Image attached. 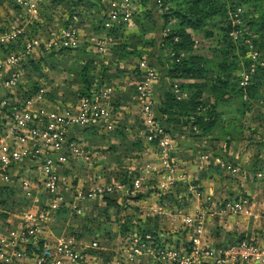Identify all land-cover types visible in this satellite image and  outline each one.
<instances>
[{
    "label": "crops",
    "instance_id": "obj_1",
    "mask_svg": "<svg viewBox=\"0 0 264 264\" xmlns=\"http://www.w3.org/2000/svg\"><path fill=\"white\" fill-rule=\"evenodd\" d=\"M110 1L113 5L110 9L117 6L114 4L115 1ZM121 1L116 0V3L121 5ZM100 3L104 5L103 0H100ZM100 9L93 6L87 12L93 18L91 23L93 29L98 18L102 19L100 23L102 28L94 29L90 43L89 39L80 41L81 32L86 30L80 25L84 26L87 13L85 16L80 11H76L79 15L72 12L68 19V11L64 10L63 22L60 19V25L54 23L55 26L53 24L48 28L55 36L60 29L72 33V39L66 40L68 45L60 49H50L56 51L52 56L54 69L58 64H65L63 69L59 68V73L64 74L63 83L66 86L63 90L56 85L50 86L55 98L47 103L41 102V98L31 104V110L33 113L36 111L32 117L38 119L46 111H54L60 107L62 105L60 99L58 100L60 94L64 93V99L68 97V100L70 92L79 86L75 81L80 65L87 58H91L92 65L96 64L93 55L98 56L102 49H109L108 58L112 59L103 61L105 62L103 73L98 75L102 85L93 91V97L95 99L99 94L106 93V99L103 101L110 108L113 124L94 128L73 125L69 128L66 134L67 146L63 154L65 159L59 162L56 170L59 181L55 193L49 192L44 187L41 162L28 157L11 161L4 172L7 181H0V264H6L1 261V255H9L10 250L17 256L26 257L23 264H35L36 258L42 255L44 246L52 249L58 241L64 240L74 244L76 250L82 254V260H86L84 264H90L91 260L102 264L101 257L105 252H102L103 249H96L97 239L107 240V237L115 236L112 238L114 240L116 237H128L127 235L132 233L137 235V229L146 227L155 228L159 235L158 239L164 247L188 254L194 249L200 256H203V251L206 249L217 254L238 238H248L257 246L264 247V152L261 147L264 143L252 140L247 142L242 138L238 141H234L235 139L231 137L222 138L216 135V128L210 135L212 140L208 137L179 136L171 140L172 146L168 143L171 147L168 157L174 165L170 174L168 169L161 165V153L152 150L149 141L145 140L137 114V103L131 89L135 76L130 74L132 70H134L133 75L137 74L142 63L147 61L146 54L140 57L131 54L121 56L117 45L121 39L110 38L111 35L107 32L112 24L120 23L119 21L125 24L124 33L138 31L137 24L132 19L136 15L140 25L145 27L144 39L156 36L149 23L142 18V12L148 7L144 8L137 3L134 9H129L128 20L123 21L118 13L113 23L112 20L106 23L107 12ZM152 13L156 18V12ZM109 42L113 45L107 47ZM131 43L132 40H127V48L133 47ZM83 44L85 52H77L74 49ZM93 49H96V53ZM61 50L63 51L60 52ZM0 54L3 55L1 51ZM127 60L133 65L131 73L125 71L128 67L123 69L121 65ZM99 68L96 66L89 71L96 74ZM14 74L15 67L0 76V102L10 99L9 105L3 107L7 111H12L13 108L19 109L26 104V101L17 104L14 99L21 86L18 76L14 79L13 85L5 84V81L11 79ZM35 75L40 81L45 78L44 74L39 76L35 73ZM116 80L119 83L104 88L106 82ZM70 83L71 85L74 83V87ZM160 84L158 79L152 86V93L156 99L161 95ZM15 86L16 90H14ZM51 90L39 86L30 98L39 91L43 97L45 92L49 93ZM67 100L65 104L69 103ZM110 102L119 104L114 108ZM217 150L221 156L213 154L212 151ZM155 153L160 163L157 162ZM77 165L83 166L84 169L81 172L74 171ZM106 174L109 176L108 181H105L107 183L101 181ZM260 174L263 178L259 176ZM82 176L85 177L84 181L80 178ZM122 177L126 182L121 180ZM99 186H109L110 190L88 197L91 191ZM104 197L113 199L117 207L107 206ZM240 197L249 201L248 214H243L242 211L234 213L226 208L228 201H236ZM6 206L14 210L9 211ZM51 206L57 207L52 210ZM75 207L80 217L85 216L81 221L80 229V234L85 235L84 240L81 238L75 241L74 238L66 236L65 238L61 231L64 229L73 231V227H69L66 221ZM59 214H62V219ZM188 216H192L191 223L185 221ZM126 220H129L127 224L129 227L123 230L122 224ZM32 223L36 224L37 230L31 235L24 234L26 227ZM113 224L116 229L112 228L110 233L107 229L111 230L110 225ZM196 228L199 229L198 232ZM92 235L94 236L91 237ZM10 243L12 248H9ZM147 254L149 252L142 255L133 254V258H130L127 264H159L157 261H151V256ZM9 258L13 259L12 256ZM152 259L156 260L153 257ZM119 264L126 263L123 261ZM196 264H214V261L210 257H203ZM226 264H264V257Z\"/></svg>",
    "mask_w": 264,
    "mask_h": 264
},
{
    "label": "trees",
    "instance_id": "obj_2",
    "mask_svg": "<svg viewBox=\"0 0 264 264\" xmlns=\"http://www.w3.org/2000/svg\"><path fill=\"white\" fill-rule=\"evenodd\" d=\"M63 1L65 0H50L52 4ZM241 1L240 3L238 0H230L229 4L233 2L234 5H240L242 3L246 5L247 15L245 14L244 24L249 31L257 35V39H260L259 42L258 40H252V43L264 45V0ZM66 2L73 3V5L86 4L91 7L100 6L98 5L100 0H87L84 2L83 0H67ZM138 3L144 8L148 7L147 10L142 12V18L149 23L150 27L155 31L156 36L144 39L145 27L144 25H140L136 15L132 19L137 24L138 31L124 33V22L119 21L120 23L112 24L107 32L113 38L121 39L120 43L117 44L120 55L131 54L140 57L142 54H146L147 61L145 60V63L157 72V80L160 79L161 82L160 89H162V82L165 78L170 81H178V86L175 87L176 90L180 89L181 91L186 90L189 92L187 97H178L172 91L171 86H169L167 90H160L161 95L157 99L153 96L154 122L158 128L170 135L172 139H177L181 135H188L191 138L208 137L209 140H212L213 138L210 135L215 128L218 132L229 130L232 126L227 124V120L221 118L222 112L217 111L216 103L208 104L207 102H203L202 94L207 92L214 95V101L224 97L230 99L237 96L242 108L235 111L242 114V109L247 105L245 103L246 101H242L243 95L247 94L250 98H256L259 82L264 84V66L257 65L250 74L249 80L245 82V86L238 85L235 76L238 70V61L234 53L237 42L233 41L229 33L231 29L230 22L227 21V23L224 20L226 19L223 8L224 3L220 0H138ZM14 7L18 8L16 5ZM100 8L102 7L100 6ZM153 11L156 12V18L153 16ZM67 14L68 17H66L69 19L72 11H68ZM76 14L79 15L77 12ZM49 20L51 21L52 19ZM101 20L98 18L96 23H94L93 27L95 30L102 28L100 26V23H102ZM215 26H217L220 32L215 40L211 39L210 42H206V52H191L190 47L193 37L187 29L194 32L200 31L203 33L202 36L205 39H209L214 36L213 29ZM35 28L33 22H31L27 26L28 30L26 31L25 37H31L29 34L34 35ZM165 28L168 30L164 34L163 30ZM22 39L21 37L15 41L14 44H16L15 46L17 48L21 47ZM127 40H132L131 45L133 47L131 46V49L126 46ZM137 45L138 47H136ZM14 48V45L9 43L2 50L4 53H7ZM83 48L84 44L74 49L77 52L83 53L85 52ZM44 52L46 53L36 59L31 57L32 54L28 55L21 65L23 64L24 66L26 64L25 66L27 67L31 66L32 69L34 68L35 73L43 75L41 69L46 64L50 63L52 68L55 67L52 56L56 51L48 50ZM163 52H166L165 55L167 58L162 60ZM90 59L87 58L78 68L76 75L79 86L70 92L68 100V97L61 100L62 105L65 104V100L69 103H75L81 97L91 98L93 91L102 85L98 75H102L104 68L101 67L98 73L93 74L89 71L93 68ZM211 70L214 71L213 76L209 74ZM141 73V69L137 70L134 80L140 79ZM131 87L133 94H135L134 85ZM37 89V86L34 87L27 95L30 96ZM118 104L117 102H110V105L114 108ZM138 118H140L139 115ZM232 119H236V117H232ZM212 152L213 154L221 156L218 150ZM121 180L126 182L124 177ZM104 200L107 206L117 207L113 199L104 197ZM77 217L81 221L85 219V216H82L83 218L80 216ZM128 223L129 220H126L122 224L123 230L129 227L127 225ZM136 233L139 234L144 243L147 242L144 236L149 235L152 242L158 247L163 246L160 243V239H158L159 235L155 228L146 227L137 229ZM242 239L245 238H238L236 241L230 243L238 242ZM32 250H34L33 247Z\"/></svg>",
    "mask_w": 264,
    "mask_h": 264
},
{
    "label": "built area",
    "instance_id": "obj_3",
    "mask_svg": "<svg viewBox=\"0 0 264 264\" xmlns=\"http://www.w3.org/2000/svg\"><path fill=\"white\" fill-rule=\"evenodd\" d=\"M41 1L15 0L14 2L20 8H24L30 18H33L35 14H38V2ZM120 6L122 7L117 6L111 9L107 17L115 19L119 13L120 18L125 21L129 17L128 4L122 3ZM27 26V23L23 26H10L5 31L0 32V44L2 48L9 43H12L15 47L3 55L0 54V76L15 67V74L11 79L5 81L6 85H13L14 79H17V76H19V66L35 50L40 48L44 51L52 48L60 49L68 45L66 40L72 39V33L64 32L60 29L56 36L54 32L48 30L44 39L41 37H30L23 41L28 30ZM21 37L23 39L19 49L14 43ZM72 43L70 44L72 45ZM2 48L0 51H2ZM141 70L140 79L134 82V99L137 102L138 114L144 129L143 133L146 141L157 139V144L162 149L161 165L168 169V162H172L170 157H168L170 148L164 132L154 122L153 115L152 84L157 80V72L148 67L145 62L142 63ZM41 97L42 94L39 91L26 101L25 106L23 105L21 108L15 110L13 108L12 111L3 109L6 104L9 105L10 99L7 98L0 102V147L2 151L0 155V181H7V175L4 172L11 161L20 160L21 157H28L31 160L41 162L40 167L44 178V187L49 192L55 193L59 181L56 170L59 167V162L65 159L63 154L67 146L66 134L69 128L73 125L96 127V125H99L98 121L100 119L105 121L104 118L110 117V112L107 104L103 101L106 99V93H103V95L99 94L96 96L95 99L93 96L91 98L81 97L75 103L60 105L54 111H46L36 119L32 117V114L36 111L32 112L31 104L41 100ZM109 190V186H99L91 191L88 197H94L97 193L108 192ZM241 202L243 201H232L230 203V210L241 212ZM29 220L34 221L31 218ZM36 230L35 227L28 226L25 232L31 235ZM25 232L24 234H26ZM136 236V234H133V240L137 239ZM144 237L147 240L146 243L139 236V242L135 243L134 246L136 247L137 244L142 246L143 244L147 248L146 252L149 253H152L149 247L153 246L154 249H157L156 254L161 256L165 254L168 261H177L178 264H188L191 256L195 257L198 255L196 249L190 255H183V252L176 249H168L164 246L158 247L152 242L149 235H145ZM77 252L72 242L58 241L52 249H47L44 246L42 255L36 258L35 264H73ZM134 252L139 254L137 249H134ZM203 255L214 259V264L244 262L264 257V247H259L247 239H242L238 242L227 244L217 254L210 249H206L203 251Z\"/></svg>",
    "mask_w": 264,
    "mask_h": 264
},
{
    "label": "rangeland",
    "instance_id": "obj_4",
    "mask_svg": "<svg viewBox=\"0 0 264 264\" xmlns=\"http://www.w3.org/2000/svg\"><path fill=\"white\" fill-rule=\"evenodd\" d=\"M15 0H0V29L1 31H5L8 27L10 26H23L26 23L29 25L31 22H33V25L36 27L35 29V33L34 35H30L31 37H41L42 39H44L47 35L48 32V28L50 26H53V24H58L60 25L62 21V17H63V12L64 10L67 11H72V12H78L80 11L81 13H83L86 16V13L89 12V8H91V6L89 5H84V4H79V5H73V3H67L65 1L63 2H59L57 4H52V2H50V0H42L41 2H38V9H37V13L35 14V16L33 18H30L28 16V13L26 10H24V8H18L16 10V8L14 7L16 4L12 3ZM104 1V5H101V3H98V5H100L102 8L100 10H105L107 12V14L109 13V11L111 10L110 8L113 6L110 0H103ZM114 4L115 5H119L120 3H116V0ZM121 1V0H120ZM224 3V14L226 15V19L225 22H230V31L229 33L232 36L233 41H236V45H235V50L234 53L236 54V58L238 61V70L236 72V81L238 83V85L241 86H245V82L249 80V77L251 76L250 74L253 72V70L255 69V67L257 65H263L264 66V45H258L257 43H252V40H259L257 39V35L252 33L251 31H249L247 29V26H245L244 22H245V14L247 15V7L246 5H244L243 3L240 5H234V3L232 2L231 4H229L230 0H220ZM234 1V0H233ZM240 3L242 2L241 0ZM122 3H127L129 9H134L135 5L138 3V0H126L121 1ZM158 2V1H157ZM99 6V7H100ZM114 6V7H117ZM246 8H244V7ZM19 7V6H17ZM113 7V8H114ZM89 13H87L88 15ZM241 14H242V18H241ZM51 16V17H50ZM49 19H52L51 21ZM61 19V22L59 21ZM85 19V18H83ZM109 20H112V23L115 22V19H112L111 17H107L106 19V23H109ZM128 20V18L126 19ZM75 21V19H74ZM93 22V18L91 17V15L88 17L86 16V19L84 21V26L80 25L81 27H83V29H86L85 31L81 32V37H80V41H83L85 39H89L88 42L90 43V38L93 37V33H94V29L91 27V23ZM227 22V23H228ZM81 23H83V21H81ZM105 23V24H106ZM54 24V26H55ZM128 29V28H127ZM168 29L165 28L163 30V33L165 34L166 31ZM187 31L191 34V36L193 37L192 39V45H191V52L193 53H205L206 52V42H210L211 39H216L217 35L219 34L220 30L217 29V26L214 27L213 29V33L214 36L212 38L209 39H205L202 35V32H194L190 29H187ZM112 36H110L111 38ZM30 37H25V40L29 39ZM237 39V40H236ZM264 42V41H263ZM81 43V42H80ZM79 43V44H80ZM93 45V44H91ZM113 45L112 42H109L108 46ZM103 48V47H102ZM20 49V48H19ZM92 49V47H91ZM107 50V51H104ZM109 49H102L100 51L101 54H99L98 56L96 54H94L93 56L96 59V64L92 65L93 68L100 67L99 71L101 69V67H104V63L103 61H107V59H112V58H108L109 53H108ZM43 49H37L35 50L31 57H33V59L39 58L41 57L42 54H45L46 52L43 53ZM94 53H96V49H93ZM3 54H5L3 51H1ZM166 52H163L162 54V60L166 59L167 56L165 55ZM93 54V53H92ZM64 62V61H63ZM164 62V61H163ZM26 65V64H25ZM23 66V64L21 65V67H19V76H18V80H20L21 86L19 87V89L17 90V97H14L15 102L18 103H22L28 100V98H30V96H28L27 94H29L34 87H39V86H43L45 89H52L51 87L53 86H58L60 87L62 90L64 89V87L66 86V84H64V80H63V73H59L60 69H63L64 67V63H62L61 65L58 64L56 65V68L54 69V67L52 68L50 63L46 64L42 69V73L45 74V78L40 81L39 78L37 77V75H35V71L32 69V67H27V66ZM122 67H124L123 69H125L126 67H128V69H126L125 71L130 72L131 73V68L133 67V65L131 64L130 61H125L121 63ZM120 65V66H121ZM60 68V69H59ZM118 69V68H117ZM116 71V70H115ZM98 73V71L96 72ZM209 74H214V71L211 70V72H209ZM131 76H136L135 74L133 75V70L132 73L130 74ZM40 76V75H39ZM135 78V77H134ZM76 83H78V81H75ZM133 82H135V80H133ZM157 82V80H156ZM114 83H119L117 80L113 81V82H106L105 87L108 86H112V84ZM155 83V82H154ZM163 86H162V91L169 89L168 87L171 86L172 91L175 93L176 96L178 97H187L188 96V91L183 90L181 91L180 89L176 90L175 87L178 86V81H170L168 79H163L162 82ZM51 84V85H50ZM71 85V83H70ZM74 83H72V87H74ZM51 86V87H50ZM153 86V84H152ZM259 88H258V92H257V96L256 98H250L249 96H247V94H244L242 97V101H246L245 108H243V113H239L235 110L241 109L242 106H240V100L238 99V97H232L230 99H227L226 97L224 98H220V99H216V101H214V95L204 92L202 94V101L203 102H207L208 104H212V103H216V108L217 111H221V118L227 120V124L231 125L232 127L227 130V131H217V136H220L222 138L224 137H231V139H235L234 141H238L240 140V138H242L244 141H260L264 143V84H262L261 82H259L258 84ZM16 90V86L14 87ZM109 88V87H108ZM49 91V90H48ZM35 92V91H34ZM45 92V96L41 97L42 100L41 102H46L47 101H51L52 99L55 98L54 96V92H49L47 93ZM33 94V93H32ZM57 98V96H56ZM60 99L63 100L64 99V94H60L58 100ZM22 101V102H21ZM137 103V102H136ZM109 112H110V108H108ZM235 111V112H234ZM137 114H138V107H137ZM139 115V114H138ZM232 117H236V119H232ZM105 121H102V119H100L98 122L99 125H110L113 124L112 120L113 117H106L104 118ZM141 123V122H140ZM105 124V125H104ZM99 125H96L99 126ZM95 126H93L92 128H94ZM142 127V125H141ZM142 130L143 127H142ZM143 132V131H142ZM164 132V131H163ZM164 135L169 143L170 146H172V138L170 137V135H168L166 132H164ZM180 137H185V138H191L190 136L188 137V135H182ZM149 146L150 148L156 152V153H161V147H159V145L157 144V139L156 140H151L149 141ZM168 145V146H169ZM169 146V148H171ZM261 147H263V152H264V145H262ZM171 152V151H170ZM155 153V154H156ZM157 157V162L160 163V159L158 160V155L156 154ZM203 159V156L201 157ZM169 163V168L168 171L170 172V174L172 173L173 167L174 165H172V162H168ZM167 163V164H168ZM94 166V165H93ZM92 166V167H93ZM162 168V167H160ZM84 167L77 165L74 167V171H78L81 172V170H83ZM158 170V169H157ZM108 173V172H105ZM259 176H261L263 178V176L260 174ZM108 174H106L104 177H102L103 179L101 180L102 182L108 181ZM83 181L85 179L84 176L80 177ZM108 178V179H107ZM78 180L80 181V179L78 178ZM107 183V182H105ZM74 197H76L75 192H73ZM25 194H23L24 196ZM85 197V196H83ZM238 200L243 201L240 204V208L242 209L243 214H248L249 213V208H248V200L246 198L240 197L238 198ZM236 202V201H235ZM230 203H232V201H228L226 204V208L227 210H230ZM7 207V206H6ZM52 210H54V207L57 206H51ZM9 208V209H7ZM5 209L9 210V211H13L14 209L12 207H7ZM16 211V210H15ZM234 212V211H232ZM72 213H74V215H72ZM69 213V216L67 219V225L69 227H73V231L69 232L68 229H64L61 230L63 232V236L68 237V238H74L75 241H78L82 238V240L85 239V235L84 234H80V229H81V220L77 217L79 216V211L78 209L75 207L73 209V212ZM236 213V212H234ZM60 219H62V214H59ZM196 218H193V220H195ZM185 221H187L188 223H191L192 221V216H188L185 218ZM35 223H32L31 227H35ZM28 227V226H27ZM111 230L107 229L110 233L112 231V228L116 229V227L113 225H110ZM36 228V227H35ZM26 231V230H25ZM199 229L196 228V232H198ZM133 232V231H131ZM130 232V233H131ZM27 234V232H25ZM34 233V232H33ZM113 233V232H112ZM103 234V232L101 233ZM29 235V234H28ZM94 235H92L91 237H93ZM128 237H124V238H117L112 240V238L114 237H107V240H103L101 237V239H97L98 240V246L96 249H103L102 252H105V255H103V257H101V261L102 264H119L121 262H125L127 264V262L130 260V258H133V254H136V252H134V249H137V251H139V254L137 255H142V253H148L146 252V246L142 244V246L140 244H137L136 247L134 246L135 243L139 242L138 238H139V234H137L135 240L133 237V233L127 235ZM65 237V238H66ZM88 238V236H87ZM119 239V240H118ZM124 239V240H123ZM247 240H249L248 238H245ZM65 241V240H64ZM135 241V242H134ZM141 241V240H140ZM249 242L254 243L252 240H249ZM9 248H12V243L9 244ZM164 246V245H163ZM152 253H149L147 255L151 256V261H157L159 262V264H171V263H176L178 264L177 261H168L167 257L165 254H163V256L161 255H157L156 254V250L154 249L153 246L149 247ZM167 248V247H166ZM96 249H91L92 251H96ZM13 252V251H12ZM11 252V250L9 251V255H1V261H3L6 264H23V261L26 259V257H24V255L22 256H17L15 254H13ZM133 253V254H131ZM190 255L188 253H185L183 255ZM9 256H12L13 259H10ZM155 258L156 260L152 259ZM203 257H207V256H200L199 254L196 255L195 257L191 256L189 263L188 264H196V262L199 260H202ZM104 258V259H103ZM83 256L81 253H79V251L77 252V256L74 259L73 264H84L86 262V260H82ZM103 259V260H102ZM214 260V259H213ZM88 261V260H87ZM100 261V260H98ZM170 262V263H168ZM97 264L98 262L96 260H91L90 264Z\"/></svg>",
    "mask_w": 264,
    "mask_h": 264
}]
</instances>
